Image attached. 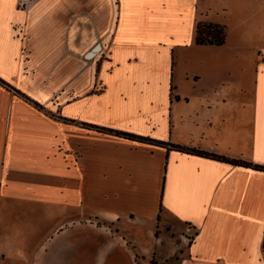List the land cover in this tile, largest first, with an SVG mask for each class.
<instances>
[{
  "label": "crops",
  "instance_id": "crops-1",
  "mask_svg": "<svg viewBox=\"0 0 264 264\" xmlns=\"http://www.w3.org/2000/svg\"><path fill=\"white\" fill-rule=\"evenodd\" d=\"M227 5L0 0V79L60 103L55 119L0 85V257L26 211L42 214L33 229L58 222L33 264L57 245L61 264H116L117 250L133 264H264V172L185 151L264 167V49L250 70L234 55L178 72L183 49H243L213 17ZM199 23L223 26L225 43L197 45ZM150 220L148 250L133 229Z\"/></svg>",
  "mask_w": 264,
  "mask_h": 264
},
{
  "label": "rangeland",
  "instance_id": "rangeland-1",
  "mask_svg": "<svg viewBox=\"0 0 264 264\" xmlns=\"http://www.w3.org/2000/svg\"><path fill=\"white\" fill-rule=\"evenodd\" d=\"M207 2L211 6H220L224 4L229 5H227L225 14L221 12L220 15L213 14V17L218 18V20L222 22L223 25L227 26L229 35V47L235 49H243L234 51L239 52L238 54L222 51L215 52L217 54L212 56L209 55L208 52H206L207 50H204L205 52H199L196 48L191 50L183 49L179 52L178 61L180 63V71L178 72L181 73L183 70L185 71L187 69V64H189L188 70L189 68L196 70V67L197 69H202V66L200 64H209L210 62H215V65H222L228 67L229 69L231 63L235 61L232 59L234 55L239 57L238 62H242V64H245V67L250 70L255 64L256 59L258 58L259 52L263 53L264 49V0H207ZM25 58H27V54ZM253 60L254 62L252 63ZM210 68L211 67H207L206 69L207 77L214 76V71ZM27 69L28 68H26L25 73L30 74L29 70L27 71ZM223 73L224 72H222L221 74ZM223 77L229 78L230 75L225 73ZM5 83L8 86L10 85L7 82ZM5 88L11 91V88H8L7 86ZM18 89L17 90L19 91V93H17V95L20 98L25 99V97H28V99L37 102L40 105H43L46 111L48 113H51L53 118L58 119L60 103L56 97L52 98L50 103L43 104V102H45L42 101L43 97L39 96L42 99L38 100V97L35 98V96L28 93L26 89ZM162 211L163 208H161V212ZM33 215L41 216L42 214H40L39 212L30 214L26 211H19V213L15 215V226L12 230L14 234V245L5 247V249L9 248V255H6L8 257H5V255L3 254L0 257V264H33V262L31 261V256L36 252L38 244L42 240V236L53 231L54 226L58 224V222L56 221V214L52 213V216L50 217V213H47L45 217L47 218V220L49 218L51 219L50 228L49 223L46 222L45 228L33 229V226L39 227L38 223L34 222L31 219ZM1 228L5 229L6 224H1ZM152 229L153 224L151 223V220L148 222V225L145 229H133V231H137L140 234L141 243L144 244L145 248L148 250H150L152 247L149 233V231H151ZM156 232L157 229L155 231V235ZM53 236H55V234H53L51 238ZM2 238L3 237L0 236L1 242H3ZM57 240L58 239H55L53 242L56 243ZM88 243H90V241L85 237L83 244L78 246V250L83 251L85 258L90 257V253L93 249L92 245H86ZM49 253L53 257L51 264H61L59 260L60 256L58 245L54 246L53 249H50ZM116 253L119 257V262H116V264H133L131 261H128V258L125 255L126 252L124 250H117ZM160 259H162V254H159L157 260L154 258V256H152L150 259L151 262L149 260L148 262L144 263L142 260H140L139 264H156L157 261H159L160 263ZM173 262L174 261L172 260V263ZM81 264H91V262L85 260Z\"/></svg>",
  "mask_w": 264,
  "mask_h": 264
},
{
  "label": "trees",
  "instance_id": "trees-1",
  "mask_svg": "<svg viewBox=\"0 0 264 264\" xmlns=\"http://www.w3.org/2000/svg\"><path fill=\"white\" fill-rule=\"evenodd\" d=\"M225 41H226V33H225V28L223 26L217 25V24H207V23H199L197 25V30H196V44L197 45H216V46H221V45H223L225 43ZM0 85H3L5 87L7 86L8 88H11V91H13L16 94L19 93L18 90H16L15 88L11 87L10 85L8 86L1 79H0ZM25 100L27 102L33 104L37 109L43 110V111L45 110V107H43L42 105H40L37 102H34V101L28 99V97H25ZM117 135L124 136L125 138L130 139L132 141H138V142L152 141L150 139H145V138H142V137H139V136H135V135H132V134H127V133L117 132ZM158 144L159 145H163V146H167L165 143H158ZM171 147L174 148V149H182L179 146H173L172 145ZM185 151H188L189 153L196 154V155H199V156H202V157L211 158V159L218 160V161H223V162L229 163V164L234 165V166L252 168L254 170L264 172V167H262V166H254V165L245 163L243 161L230 160V159L225 158V157H220V156H216V155H213V154H209V153H205V152H201V151H196V150H185ZM158 235H159V231L156 232V236H158ZM263 255H264V244H263Z\"/></svg>",
  "mask_w": 264,
  "mask_h": 264
}]
</instances>
